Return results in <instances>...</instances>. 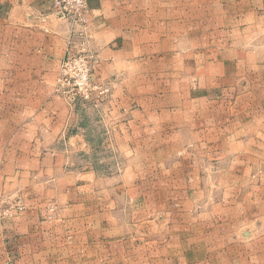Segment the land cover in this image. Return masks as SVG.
I'll return each mask as SVG.
<instances>
[{
    "label": "crops",
    "instance_id": "obj_1",
    "mask_svg": "<svg viewBox=\"0 0 264 264\" xmlns=\"http://www.w3.org/2000/svg\"><path fill=\"white\" fill-rule=\"evenodd\" d=\"M225 1L89 0L95 78L114 87L111 147L132 154L120 176L107 177L77 162L94 148L90 128L55 93L76 41L71 24L53 0H0V264H264L227 241L238 231L218 226L216 209L198 208L200 184L218 180L201 178V148H144L186 157L173 177L134 139L138 130L214 137L222 127L214 112L227 104L217 90L232 86H221L227 60L217 58L233 55L227 44L215 49ZM177 65L184 95L176 87L159 95ZM19 199L26 209L3 215Z\"/></svg>",
    "mask_w": 264,
    "mask_h": 264
},
{
    "label": "rangeland",
    "instance_id": "obj_2",
    "mask_svg": "<svg viewBox=\"0 0 264 264\" xmlns=\"http://www.w3.org/2000/svg\"><path fill=\"white\" fill-rule=\"evenodd\" d=\"M225 4L229 5L225 10L217 9L219 32L215 49L219 53L226 47L224 44H227L228 49L233 51L231 56L217 58V65L227 60V65L223 64L225 68L222 69L225 76L219 81L221 86L232 87L217 90L218 98L226 101L227 105L220 103L216 106L214 113L217 115L218 125L222 126L218 128L216 136L208 137L202 133L199 137L146 138L138 130L134 139L137 147L142 148V157L150 155L153 160L157 158L163 164L161 168L167 169L173 177L181 169L182 165L178 164L186 157L181 156V153H144V148H201V178L218 176V180L214 182L211 177V183L200 184L202 199L198 208L216 209L217 225H231L234 231H238L233 232L231 238L227 235V241L233 242L234 246L242 245L249 258H264V0H226ZM227 17L232 19V23L226 25L229 32L223 34L221 31L225 25L222 23ZM232 27L235 29L233 33L230 31ZM204 44L202 41V45ZM176 68L178 70H171L169 73V88L163 82L165 89L158 90L159 95L174 92V88H178L176 76L180 66L177 65ZM93 81L109 88V92L104 95L96 94L93 101L78 103L75 107L82 116L83 123L90 128L89 141L94 147L89 155L79 157L77 162L82 166L89 163L100 175L118 177L125 171L132 154L111 147L112 138L107 118L114 113L110 105L113 99V81H97L95 65ZM177 93L184 95L179 88ZM200 108L203 110L204 106ZM208 148L215 149L210 152ZM250 148H255L257 152H252ZM187 163L185 161L182 164L185 166ZM164 175L167 180L168 174ZM139 181L141 184L137 188L140 192L143 191L144 179ZM14 203L15 201L10 202L9 206Z\"/></svg>",
    "mask_w": 264,
    "mask_h": 264
},
{
    "label": "built area",
    "instance_id": "obj_3",
    "mask_svg": "<svg viewBox=\"0 0 264 264\" xmlns=\"http://www.w3.org/2000/svg\"><path fill=\"white\" fill-rule=\"evenodd\" d=\"M53 13L71 24L76 38L60 64L55 86L56 95L75 109L78 103H89L96 94L109 92V88L93 81L96 56L89 46V0H53ZM25 209V203L19 199L3 215L12 217Z\"/></svg>",
    "mask_w": 264,
    "mask_h": 264
}]
</instances>
